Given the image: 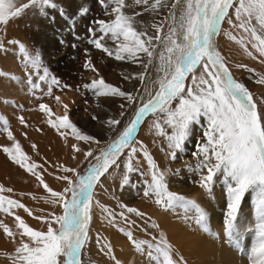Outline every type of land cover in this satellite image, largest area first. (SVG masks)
Segmentation results:
<instances>
[{
  "label": "snow or ice",
  "instance_id": "snow-or-ice-1",
  "mask_svg": "<svg viewBox=\"0 0 264 264\" xmlns=\"http://www.w3.org/2000/svg\"><path fill=\"white\" fill-rule=\"evenodd\" d=\"M97 3L106 15L114 18L91 21L87 30V43L109 57L114 56L118 61L127 59L139 62L144 71L132 74V78L140 81L143 92L149 93V99L140 103L131 122L106 148L98 147L95 150L90 145H99L102 141L82 133L71 121L67 105H64V115L53 120L49 106L39 104V111L49 117L47 124L58 131L64 130L60 132L61 136L70 132L76 141L89 145L87 150L76 143L71 145L72 159L82 153L89 166L81 174L77 168L60 165L65 175L56 178L66 183L62 191H55L44 182L41 174L36 171L38 165L35 162L29 163L30 158L22 151L10 131L9 121L0 115V131L6 133L7 139L12 141L11 146L3 147L2 151L12 162L36 177L49 193L47 203L62 210L61 214L49 213L48 217H36L47 224L46 231L34 230L19 215L14 216L17 232L0 221V229L6 237L14 241L17 235L20 237L18 246L13 253L6 254L7 258L11 264H82L81 252L89 240L93 219L95 187H103L102 178L112 175L110 170L115 169L121 177L122 191L130 185L131 174L140 171L141 161L138 157L141 155L148 167V172L141 175L150 176V179L144 180L143 196L153 200L165 211L181 210L185 220H194L201 231L219 238V233L210 229L206 210L195 199L170 191L169 177L179 175L180 169H162L143 142H139V147L134 146L137 143L138 126L150 114L155 116L151 127L155 135L166 142L172 160L177 158V153L185 151L194 127L203 125L201 138L195 142V151L192 152L198 161L194 171L200 175L199 186L211 195L215 183H222L226 198L224 239L236 249H241L243 240L237 224L239 210L246 194H253L255 227L245 231H254L255 242L248 253V259L250 264H264V115L249 89L234 79L214 40L221 33L222 23L227 19L229 25L242 30L244 35L239 39L228 33L225 35L240 45L247 56L252 57L253 53L248 50L246 39L252 49L264 57V0H173L165 21L150 24L137 19L142 13L128 14L125 9L143 6L144 12L157 13L160 8L168 6L169 0H131V3L127 0H97ZM109 5H112L110 12ZM54 7V0H27V3L20 4H15L13 0H0V24L7 25L10 18H20L28 9H35L39 15H44L47 9ZM230 10L233 11L230 13ZM165 22L167 31L162 34ZM152 29L154 34L151 33ZM108 41L115 45L114 49L108 46ZM8 43L18 44L26 65L39 73L35 82L32 75L28 74L30 94L35 96L36 92H43V95L51 96L53 86L71 89L70 85H61L58 78L50 76L49 70L42 65L39 53L30 54L19 41L9 40ZM0 49H3L2 43ZM141 54L146 56V61L141 60ZM150 66L157 73L154 79L148 75ZM83 67L99 77L85 83V90L97 98L118 97L126 101L119 105V119L110 116L101 121L102 126L115 131L122 123L128 107L137 103L141 90L135 89L134 94L106 82L99 76L98 69L90 59L85 60ZM0 75L9 74L0 72ZM189 77L190 82L186 84ZM10 78L17 79L15 76ZM42 82L47 84V91L41 88ZM257 82L264 84V77ZM36 98L41 99L39 96ZM56 100L59 102L60 97L57 96ZM4 103L13 102L5 100ZM17 107L24 110L23 105ZM17 118L21 125L27 126L23 116ZM92 119L98 120L99 117L93 115ZM131 186L135 187L134 184ZM3 192L11 193L12 189L0 186V193ZM117 203L123 209L119 213L96 201L104 219L113 227H117V217L126 223L135 224L134 220H129L128 214L141 218L146 215L136 207L119 201ZM13 209H23L29 216L33 215L23 203L0 195V213L14 215ZM151 227L159 226L153 223ZM118 230L127 237L136 252L143 254L146 248L148 258L157 264H186L183 256L175 253L163 236L138 241L133 238L131 231L123 228ZM97 244L104 255L111 256L115 264H121L112 255L111 244L101 243L99 236Z\"/></svg>",
  "mask_w": 264,
  "mask_h": 264
},
{
  "label": "bare ground",
  "instance_id": "bare-ground-1",
  "mask_svg": "<svg viewBox=\"0 0 264 264\" xmlns=\"http://www.w3.org/2000/svg\"><path fill=\"white\" fill-rule=\"evenodd\" d=\"M82 1L84 3L83 5L85 6H89L91 3L96 4L95 0H82ZM13 2L15 4H19L21 3V0H13ZM127 2L131 3V0H127ZM172 2L173 0H169L168 6L160 8L157 11V13H153L151 11L144 12L143 6H137L136 8H128L125 9V11L128 14H132L133 12L142 13L140 16L137 17V19L144 21V23L146 24H150L152 22L159 23L161 21H165V18L168 17ZM68 4L71 7L72 11L74 12L76 8L75 0H68ZM111 6L112 5H109V9H108L109 12ZM94 9L96 11L99 10L97 4ZM232 11L233 10H230V13ZM102 13L104 16H106L105 17L106 20L114 18L110 15H106L105 10H103ZM232 18L233 20L235 19L234 16ZM17 22H18V18H10L9 23L7 25L0 24V43H2L3 46H5V49L11 45H14V48H17L15 44H9L8 43L9 40H14V41L19 40V42L23 41L24 43L27 44L30 43L32 40H34L40 45V47L43 48L50 45L52 46L53 45L52 43L55 44L56 42L54 39L55 37H53L52 33L50 34V30H49L50 28L47 26L46 22H45L46 24L42 22L43 24L40 32L35 33L32 37H30V33L28 37L27 35L26 36L24 35L25 32L11 33L7 31V28L10 24ZM52 22L50 23L52 24ZM58 23L56 26L63 27L60 26L61 25L60 23L58 25ZM61 23L62 25L63 24L65 25V23L63 22ZM77 25H79V23ZM49 26L51 27V25ZM221 27H222L221 33L218 36L214 37L218 50L221 52V55L225 57L227 66L229 67L230 71L234 76H237L238 74H240L245 70L247 71V76H249V79H251L248 80L247 86L252 82V80L254 81L255 87L252 88L251 86L250 87L248 86V88L250 89V92L252 93L254 99L257 102L258 109L261 111L262 115H264V84H260L257 82L261 77H264V62H262L264 61V57H260L259 54L255 51V49H252L251 43L248 42V40L246 39L245 44L248 50L253 53L252 57L247 56L244 53L243 49L240 47V45H238L235 41L229 39L228 35H225V33H228L229 35L236 36L237 39L241 38L244 35L242 30L233 28L231 25H229L227 19L222 23ZM77 31H81V30H79V28L77 27ZM166 31H167V23L165 22V27L162 29V34ZM60 33H62V29ZM151 33L154 34V29L151 30ZM64 41H65V37H64ZM63 49L64 48L61 46L60 49L58 48L56 49V51H52L50 53L51 56H54L55 58L58 57L56 60L53 59L54 61L52 65L54 64V67L57 70L58 76L56 78H58L61 81V85L63 84L70 85L71 89H65L62 86L61 88H56L55 86H53V94L51 96L43 95V92H36L35 96L29 93V85L28 83H25L26 81L25 77L23 78V75L21 74L19 67L13 61L14 56L17 54V52L19 53V51L13 50L14 52H10L8 54L2 55L0 62V72L9 74V75H0V92H1L0 112L2 113L1 115L9 121L10 131L12 132L15 140L21 145L22 151L30 158L29 163L35 162L38 165L36 171H38L41 174V177L44 180V182L51 189L55 191H61L62 188L66 186L65 182L58 180L56 178L57 176L65 175V173H63L60 170V165L79 168V166L81 165V163H83L85 158L82 153H78L76 154L77 158L72 159V154H71L72 151H70L71 148L70 145H65L66 140L62 141L59 138L58 135L61 134L58 132V130L52 128L50 125L47 124V119L49 117H47L44 113H41L39 111L40 103L38 102H42L49 106V108L52 110L51 118L53 120H55L56 117L64 115V111H65L64 105H67L69 109V117L71 121L72 122L79 121L83 125H86L89 128L88 124L90 126L94 125L95 120H93V122L91 123H88L89 121H87L86 118L87 116L85 118L83 117V115L81 116V111H84V109H86L87 106H89L87 105L86 100L82 99V97L86 94L89 98H92V96L94 97V95L91 92L85 90L83 88V85L85 83H89L92 79L99 77H97L96 74H94L91 70H86L83 67L85 60L90 59L92 61L93 65L98 69L99 76H102L106 80V82L114 85L116 84L115 82L119 81L117 78L113 76L109 77L103 74L100 68L103 69L104 67L100 66L101 63L99 64L98 62L99 57L97 56V54H95V56L93 54L89 56L85 54L82 55V50H80L81 51L80 55L82 56H79L78 55L79 52L75 51L74 48H71L70 50H65V52ZM2 51L3 50H1L0 53ZM63 52L65 55L64 57L60 58V56L63 55ZM41 54L44 53L42 52ZM42 56L45 57V55ZM140 58L141 60L146 61V56L144 54H141ZM80 59L82 62L80 61ZM154 63H158V61ZM117 64L118 63L116 61L112 62V68L110 71L111 74L113 75L116 74L115 73L116 70L120 68V67H116L118 66ZM129 64H130L129 74L131 76L134 73H140L144 71V69L142 68L139 62L134 63L132 61H129ZM237 65H243L244 67H237ZM53 75L55 74H50V76ZM148 75H150L151 78L153 79L156 77L157 73L155 72L154 67L150 66ZM11 76H15L17 79L13 80L10 78ZM32 80L33 82L37 80V76L34 73L32 74ZM136 80L139 81L138 79L130 77V79L126 80V83L123 85V88L129 90L132 84L134 85V82ZM189 81L190 79H188L187 83H189ZM151 87L152 85L151 83H149V88ZM41 88L43 89V91H47V84L42 82ZM60 91L61 92L68 91V94L63 96L64 94L62 95ZM37 96L41 97V99H37L36 98ZM57 96L60 97L59 102L56 100ZM139 96L141 97H139L137 103L134 104L133 106H130V108L128 109L127 113L123 118L122 123L117 127L118 128L117 133L122 131L123 128L130 122L131 118L135 114L136 108L140 105V103L142 101L145 102L147 101V99H149V93L143 92V90L140 91ZM5 100L11 101L13 103L5 104L4 103ZM110 100L112 99H109L107 101ZM98 101L99 104L101 101L104 102L103 98L101 97L98 98ZM50 103L54 104L53 107H51ZM19 105H23L24 110H19L17 107ZM87 110L90 111V109ZM18 116L24 117L27 126L20 124L17 118ZM146 116L142 120L143 123L140 127L136 139L137 143L134 146L139 147V142H143V145L145 146L146 150L151 154L153 159H155L157 164L162 169H168L170 168V160L172 159L169 157L168 152H166L163 148L164 144L166 147V142L163 141L164 143H162L161 140L159 141V137L155 135V132L151 127L155 118L151 117L150 114L147 117ZM0 127H2V125H0ZM91 128H89L91 129L90 135L92 134V132L94 134L97 133L98 135L103 134V132L104 134L106 133L104 131L105 127H103L101 123H98L96 127L91 126ZM197 129L198 127H194L193 135L189 140V144L185 145V151H187L190 148V146H192L193 140L197 138L198 135V132H196ZM3 133L2 131H0V186H3L6 189L11 188L12 192L11 193L3 192L0 193V195L8 196L9 198L15 199L20 203H23L33 213V215L29 216L28 213H26L23 209H13L12 211L14 215L0 213V221H3L4 223L8 224V226L14 232H17L18 230L15 228L14 216L19 215L34 230L46 231L47 224L44 221L37 219L36 217H48L49 213H55V209L56 208L58 209L59 207L47 203L46 200L49 198V193L44 189V187L40 184V182L36 179V177L31 173L26 172L24 169L20 168L19 165L12 162L8 158V155L2 151L3 147L5 146L10 147L12 144V141H9L7 139V135H5L4 137ZM73 138L74 137H71V139ZM71 143L72 144L75 143V138L74 140H72ZM81 143L83 149L87 150L89 145L85 144L82 141ZM33 145H35V148H33ZM94 145L96 144L94 143L92 147ZM163 152H166V154L168 155L166 158L163 157L162 154ZM177 154L180 155L181 153H177ZM138 158L141 161V164L139 166L140 167L139 172L147 173L148 172L147 162L143 160L142 155L139 156ZM175 163L176 162H174V164ZM110 171H112V175H108L106 176V178L102 179L103 187H101V189H98V191H99L100 200L104 203H108V208H110L111 210H115L116 206L117 207L119 206L118 204L112 202L113 200L112 195L116 191L120 193V191L117 189L120 185V178H119L120 176L117 175V170L113 169ZM142 177L144 180L150 179V176L147 175H143ZM182 183H184V181ZM181 185L185 187L183 184ZM143 187L144 185L142 184V187L140 188L142 189V193L140 194L139 197L132 196V201L136 200L140 208L146 211L143 212L146 214L143 218L141 217L138 218L147 219V227L149 230H151L150 232L151 236H156L157 238L163 236L168 241V243L173 247L174 252L178 253L180 256H183L186 264H221V263L231 264V262H234V264H240V261L235 257L234 250L223 242L222 240V238L224 237L223 234L222 235L220 234L218 239L213 238L209 235H199V234L197 235L198 232L194 230L195 228L193 229L190 226V223L188 222L189 220L184 219V214L181 210L177 209L174 212L172 210L165 211L162 208L158 209L156 206L152 205L154 203L153 200H150L143 196ZM180 187L179 185L177 186L178 189ZM218 187H216V190L218 189L220 191V187L219 188ZM213 188L215 189V187ZM179 190L182 191L181 189ZM251 197L253 198V196ZM206 202L208 204L207 205L208 207L206 206L205 207L207 208V210H209L208 212L209 217L211 218V220H213L214 217L217 216V212L215 211L216 207L214 206L213 198L211 195L209 196L208 201ZM251 205H253V203ZM205 207L203 206L204 209ZM249 215L250 213L246 212L243 214V217H248ZM132 217H134V214L132 215ZM152 218H155L156 221L155 224L159 226L158 228L151 227V224H153ZM220 218L221 217H219L218 219ZM221 224L222 221L220 220V223L218 225ZM120 226L117 225V227H113L109 225L107 223V220L104 219V214L102 213L101 209L97 208L93 212V219L90 224L88 242L89 244L91 243V246L93 247V251L89 253L91 254L89 257L93 259V261H95L97 255L98 257H102L107 260L111 259V256L100 254V248L97 244V236H99L101 238V243L111 244L113 252H115V254L117 253V255L123 259L124 264H128L127 262L128 253H130L132 256V262L130 261L132 264H148L140 260L136 254H134L131 250H129V248H127L128 246L123 240L125 238H123L121 232L118 230ZM215 230L217 231V233L219 232L218 227H215ZM220 232H222V229H220ZM19 241H20L19 235L16 236L14 241L12 238L6 237L3 233V230L0 229V264H11V260L7 258L6 254L13 253L15 247L18 246ZM119 242H121V244ZM144 254L147 255V252H144ZM174 258L177 257L174 255ZM224 259L225 261H222Z\"/></svg>",
  "mask_w": 264,
  "mask_h": 264
},
{
  "label": "rangeland",
  "instance_id": "rangeland-1",
  "mask_svg": "<svg viewBox=\"0 0 264 264\" xmlns=\"http://www.w3.org/2000/svg\"><path fill=\"white\" fill-rule=\"evenodd\" d=\"M54 2H55V7L54 8L47 9L46 10V13L44 15H39V13L36 12L35 9H28L24 14H22V16L20 18H18V22L17 23H13V24H10L8 26L7 31L8 32H11V33H14V32L15 33L16 32L17 33H20V32L24 33L25 32L24 35L25 36L27 35L28 37H29V33H30V37H32L35 33H39L40 32L43 23L44 24L47 23V26L50 28L49 29L50 30V34L52 33L53 34V37H55L54 38L55 41H56L55 44L52 43L53 44L52 46L50 45V46H46V47L43 48V47H40V45L36 41H34V40H32L28 44L27 43H24L23 41H21V43H23L26 46V48L28 49V51H29L30 54H33L34 55V53L37 52V53H39V55H41L40 57H41L42 65H43V67H46L49 70V73L50 74H55V75H53L55 77L58 76L57 75L58 73H57L56 68L54 67V64L52 65L53 61L56 60L58 57L55 58L54 56H51L50 53L52 51H56V49H58V48L60 49L61 46L64 48L63 49L64 52H65V50H70L71 48H74L75 51L79 52L78 53L79 56H82L84 54L85 55H88V56L91 55V54H93L95 56V54H97V56L99 57L98 58V60H99L98 62H99V64L101 63L100 66L101 67H104L103 69L100 68L101 71L103 72V74L105 76H109V77L113 76V77H115V78H117L119 80L118 82H115L116 84H114V86L120 87L122 90H125V91H128V92H133L134 94H136L135 93V89L143 90V88H142L143 85H141L140 81H137V80L134 82V85L132 84V86L130 87L129 90H126L125 88H123V85L126 83V79H124V77H126V76L127 77H132L129 74V72H130L129 71V66H130L129 61L130 60L125 59L123 61H118L115 58H113L114 56L113 57L104 56V55H106L105 53H103L101 50L95 49L94 46H92V45H90V44L87 43V39H88V31L87 30H88L89 26H91V21H93L95 19H104V20H106V18H105L106 16H104L103 13H102V11L104 9L100 6V4L97 3V0H95V2L98 5V9H99L98 11H96L94 9L95 6H96L95 3H93V4L91 3L89 6H85V5H83L84 3H83L82 0H75L76 8H75V11L74 12L72 11L71 7L69 6L68 0H54ZM21 3H27V0H21ZM63 5H65V6H63ZM82 12H83V14H82ZM55 20H57V21H55ZM50 22H52V24ZM56 22L57 23L59 22L61 24L60 26H63V27L56 26L57 25ZM61 22L65 23V25L64 24L62 25ZM82 22H85V23H82ZM59 23H58V25H59ZM76 23L77 24L79 23V25H77ZM49 25H51V27ZM77 27L81 31H77ZM64 28H66V29H64ZM61 29H62V33H65V34L60 33ZM97 35H99V33H97ZM64 37H65V41H64ZM79 39H81V40H79ZM77 40H79V41H77ZM17 41H19V40H17ZM62 41H63V43H61ZM64 42H66V43H64ZM73 45H76V46L73 47ZM15 46L18 49L17 48H14V45L8 46L6 49H5V46H3V49H1L3 51L0 53V62H1L2 55L8 54V53L14 52V51H19V53L17 52V54L15 52L16 55L14 56L13 61L19 67V69L21 71V74L23 75V78L25 77V80H26L25 83H27V81H28V74H31L32 75L34 73L36 76H38V73H36V71L33 70L30 66L26 65V62H25L24 57H23L24 54L19 50L18 44H15ZM108 46L110 48L115 47V45L111 41H108ZM85 49H88L87 53L85 52ZM80 50H82V55H80L81 54V51ZM42 52L44 54H41ZM64 52H63V55L60 56V58L64 57V55H65ZM42 55H45V57L42 56ZM101 58H102V60L104 62L101 60ZM80 61H81V59H80ZM115 61L118 63L117 64L118 66H116V67H120V68L118 70H116V72H115L116 74L113 75V74H111V71L110 70L112 68V62H115ZM233 77H234V79L237 80V82L244 84L247 88H248V86L249 87L251 86L252 88L255 87V83H254L253 80H252L253 83L251 82L247 86L248 80H251V79H249V76H247V71L246 70L243 71V72H241L237 76H234L233 75ZM187 81L188 80H186V84H187ZM249 91H250V89H249ZM60 93L62 95L64 94L63 96H65V95L68 94V91H63V92L60 91ZM0 94H1V92H0ZM87 97L88 96L85 94L82 97V99H84V100L87 101V105H89L90 108H89V106H87V108L84 109V111H81V116L83 115L84 118L87 116L86 118H87V121H89L88 123L93 122V119H92V116L93 115L99 117L98 120H95L94 121V125L95 126L94 125H91L92 127H96L98 123H101V121L106 120L110 116H112V117L115 116V117H117L119 119V112L121 110L119 108V105L122 102H125L126 103V101H122L118 97H116V98L113 97V98H108V99H106L105 97H101V98H103V101L104 102L101 101L100 104H99L98 103L99 101H98V98L97 97H95V96L93 97L92 96L93 101H92V98H89V97L87 98ZM139 97H141V96H139ZM109 99H112V100L107 101ZM93 102H96L98 104L93 103ZM38 103H42V102H38ZM102 104H104V105H102ZM50 105H51V107H53L54 104L53 103H50ZM129 108H130V106L128 107V109ZM87 109H90L91 112L89 110H87ZM128 109H127V111H128ZM85 110H86V112H85ZM127 111H126V113H127ZM1 114L2 113L0 112V115ZM134 115L131 118V120L134 118ZM148 115L149 114H147V116ZM151 117L155 118V116H152V115H151ZM131 120H130V122H131ZM73 123L75 125H77V127L82 131V133L89 134L90 135V132H91V129L92 128H91V126L89 124H88V126L91 129H89L86 125H83L79 121H75ZM142 123H141V125H142ZM141 125L137 129L136 139H137V135H138V132L140 130ZM9 127H10V125H9ZM103 127H105V126H103ZM202 127H203V125L200 126V127H198V129L196 131V132H198V135H197V138L193 140L192 146H190V148L187 151L181 153L182 155L181 154L180 155L177 154V158L175 160H170V169H172L173 171H175L176 169H180V172H179V175L170 176L169 177V180H168V183H169V189H170V191H173V192H176V193H180V194H182L185 197L190 198V199H195L196 202L199 203L200 205L203 204V205H201L202 207L203 206L204 207L205 206L208 207L207 206L208 204H207L206 201H208V198H209L210 195L208 193H206L205 190L202 189L199 186L200 175L196 171H194V169L196 168V166L198 164V161L192 155V152L195 151V142L198 141L201 138V135H202L201 129H202ZM117 129L118 128H116L115 131H110V130H108L105 127L104 128V131L106 133L104 134V132H103V134H99V135L97 133L94 134L92 132L91 135L94 136V137H96L98 140L102 141V143H100L99 145L96 144L93 147H92V145L94 143H92L90 146L94 150L97 149L98 147L99 148H106L107 145H108V143L111 140L115 139L119 135L120 132L117 133ZM61 131H64V130H60L58 132L60 133ZM3 134H4V137H5L6 133H3ZM69 134H70V132L66 136H61V135H58V136H59V138L62 141H65L66 140L65 141V143H66L65 145H70V147H71V145H72L71 142H72V140H74V138L71 139L72 136L69 135ZM162 139H163L162 137H159V141L161 140V142L164 143L165 141H164V139L163 140ZM70 140H71V142H70ZM75 143L78 144V146H80V147L82 146L81 145L82 144L81 141H76L75 140ZM186 144H189V142H187ZM81 148H83V146ZM163 148L167 152V149L165 147V144L163 145ZM70 151H71V148H70ZM166 152H163L162 153L164 158H166L168 156L166 154ZM174 162H176V163L174 164ZM88 166H89V162L86 161V160H84L83 163H81V165L79 166V168H77V170L81 174H83L84 171L87 169ZM189 166H191V167H189ZM122 167L123 166L121 165V168ZM119 178H120V182H121V177H119ZM130 180H131L130 185L126 186L122 191H121L120 185H119V187L117 189L120 191V193H118V191H116L112 195V199H113L112 202L118 204L117 202L119 201L120 203H123V204H125L127 206L136 207L141 212H146L144 209L140 208V206L138 205V203H137L136 200H133L134 202L132 201V196L139 197L140 194L142 193V189H140V188L142 187V184L144 185V183H143L144 182V179H143L141 173L140 172H136V173L131 174ZM183 181H184V183H182ZM133 184L135 185V187H132L131 186ZM181 184H183L185 187H183ZM215 184H216V185H214L215 189L213 188L212 192L213 191L214 192L211 193V196L213 198L214 206L216 207L215 208V211L217 212V216H215L214 219L211 220V218L209 217V214H208L209 210H207L206 207H205V210H206V212L208 214V217H209V226H210L211 231L217 232L215 230V227H218L219 228V232L218 233H219V235L220 234L222 235L223 234L222 233L223 232V218H224V212L226 210V198H225V195H224V192H223V185H222V183H219V181H217V183H215ZM171 185H173V186H171ZM178 185H179V187L181 186L179 189H181L182 191H180L177 188ZM218 186L220 187V191L218 189L216 190V187H218ZM64 188H62V190ZM172 188H174V189H172ZM98 189H101V186L98 185L94 189L93 212L97 208H100L99 206L96 205V201H99L100 202V205H103V206L108 207V203H104V202H102L100 200ZM178 191H180V192H178ZM183 191H186V192H183ZM217 191H219V192H217ZM250 194L251 193L246 194L244 200L242 201L241 208H240L239 214H238V220H237V224H238L239 228L241 229L242 236H243L241 249L234 248L233 246H231L230 244H228V243L225 242L224 237L222 238L223 242L225 244H227L230 248H232L234 250L235 257L240 261V264H250L249 259H248V253H249L251 247L253 246V244L255 242L254 241V236H255L254 231H245V229H254V227H255V219H254V216H251V215H254L253 205H251L252 204V200H253V198L251 196H253V195L252 194L250 195ZM194 197H196V198H194ZM202 197H203V199H202ZM131 201L133 202V204H132ZM135 203H137V204H135ZM152 205L156 206L158 209H161L155 203H153ZM122 210L123 209H121V208H119V207L116 206V209L113 210V211L119 213ZM211 210H212V208H211ZM61 212H62V210L60 208H58V209L56 208L55 209V214H61ZM213 212H214V209H213ZM246 212H249L250 215L248 217H243V214L246 213ZM132 215L133 214H128V218H129L130 221L134 220L135 221V224L126 223V222L120 220L119 217H117V221H116L117 225H119V226L121 225L120 228H123L125 231H131L133 233V238L136 239V240H138V241L139 240H151L153 236H151V233H150L151 230H149L148 227H147V219H139L138 217H135V215H134V217H132ZM219 217H221V218L218 219ZM220 220L222 221V224L221 225H218L220 223ZM188 222L190 223V226L193 229L195 228L194 230H196L198 232L197 235L198 234L199 235H209V234L201 231V229L195 224V221L194 220H189ZM152 223H156L155 218H152ZM220 229H222V232H220ZM121 234H122L123 238L126 239V240L125 239H123V240L127 244V246H128L127 248H129V250H131L134 254H136L139 257L140 260H142V261H144V262H146L148 264H157L156 261H153V260L149 259L148 256L145 255L144 253L141 254V253L136 252L135 249H134V247H133V245L127 239V237L125 235H123L122 232H121ZM223 236H224V234H223ZM119 243L121 244V242H119ZM91 251H93V247L91 246V243L89 244V242H87L85 248L81 252V261H82V264H115V261L114 260H112V259L107 260L105 258L98 257V255H97L95 261H93V259H91L89 257L91 255V254H89ZM117 252H118V250H117ZM145 252H147V249L146 248H145ZM112 253H113L112 255L115 256L116 260H119L121 262V264H124L123 259L121 257H119L117 255V253L115 254V252H113V251H112ZM100 254L104 255V253L101 252V250H100ZM130 261L132 262V256H131L130 253H128V257H127L128 264L129 263L132 264ZM222 261H225V259L222 260ZM221 264H223V263H221ZM231 264H234V262H231Z\"/></svg>",
  "mask_w": 264,
  "mask_h": 264
}]
</instances>
